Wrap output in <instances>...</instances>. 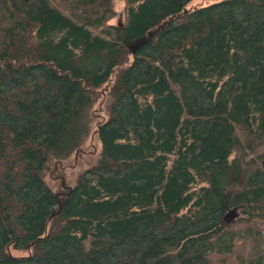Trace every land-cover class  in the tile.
Returning a JSON list of instances; mask_svg holds the SVG:
<instances>
[{
    "label": "trees",
    "instance_id": "1",
    "mask_svg": "<svg viewBox=\"0 0 264 264\" xmlns=\"http://www.w3.org/2000/svg\"><path fill=\"white\" fill-rule=\"evenodd\" d=\"M191 1L0 0V264H264V0Z\"/></svg>",
    "mask_w": 264,
    "mask_h": 264
},
{
    "label": "rangeland",
    "instance_id": "2",
    "mask_svg": "<svg viewBox=\"0 0 264 264\" xmlns=\"http://www.w3.org/2000/svg\"><path fill=\"white\" fill-rule=\"evenodd\" d=\"M211 1L214 0H192L187 6L205 5ZM115 7V9H118L121 7V3L116 4ZM103 95L104 94H102L101 99L97 101L91 109L94 121L99 120L101 115L100 111L102 109V102L104 101ZM92 132L93 131L89 133L88 137L82 143V148H80L82 153H77L78 151H76L72 153L66 162L60 163L59 161L52 160L46 165V168L43 171V177L47 184H49L58 194L63 192L66 188V186L65 188H62L60 185H65L66 183V185L70 186L73 183L74 177H76L75 175L96 160L98 148L97 141ZM60 178H62V181H60ZM229 218L232 217L229 216L227 219Z\"/></svg>",
    "mask_w": 264,
    "mask_h": 264
},
{
    "label": "water",
    "instance_id": "3",
    "mask_svg": "<svg viewBox=\"0 0 264 264\" xmlns=\"http://www.w3.org/2000/svg\"><path fill=\"white\" fill-rule=\"evenodd\" d=\"M145 41H146V39H145L144 37H140V38L134 40L133 42H131L130 45H129V50L131 51V53H133V52H134V49H135L136 47L142 45ZM262 163H264V161H263ZM232 212H233V210H229V211H227V212L225 213V215H224V219H225V221H228L227 218H228L229 216H230V217L233 216V215H232Z\"/></svg>",
    "mask_w": 264,
    "mask_h": 264
}]
</instances>
